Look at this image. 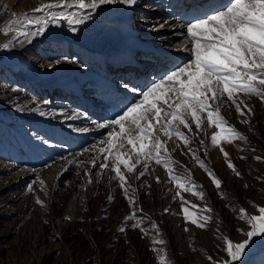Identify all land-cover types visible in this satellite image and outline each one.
<instances>
[{"label": "rangeland", "instance_id": "1", "mask_svg": "<svg viewBox=\"0 0 264 264\" xmlns=\"http://www.w3.org/2000/svg\"><path fill=\"white\" fill-rule=\"evenodd\" d=\"M51 1L0 0V28L12 19L14 4L16 9L31 12ZM0 39L5 44L12 36L0 32ZM116 43L117 38L107 46ZM43 50L35 46L26 57L36 61L43 58L44 62L52 63ZM12 74L8 69L0 71V264H159L160 257H165V264H211L209 256L214 260L226 257L219 237L233 242L243 238L236 229L247 228V225L237 219V210L243 207L249 214H256L252 205L264 206V159H255L264 158V103L258 99L248 101L253 109L249 123H241L244 117L236 114L234 106L221 109L228 123L246 137L232 144L222 142L239 177L227 167L219 148L211 146L214 127L207 128L205 122L206 132L196 133L194 125L191 133L181 129L191 138L189 147L222 181L219 190L182 141L169 144L170 150L175 148L170 151L171 159L177 162L175 172L191 178L199 186L194 190L204 193L203 199L191 194L193 204H189L195 207L191 212L197 219L202 215L212 217L205 229L185 222L175 193L179 188L169 180L163 166L150 161V175L139 181L135 175L143 170L142 164L135 174H128V182L136 189L134 195L142 209L138 217H144L139 222L147 229L145 233L131 227L133 222L125 221L131 209L118 188V181L110 178L114 175L111 166L107 170L92 167V158L99 155L98 150L91 149L87 157L82 155L83 150L77 153L81 159H86L81 168L76 161L65 160L51 139L61 117L58 116V120L53 114L48 122L28 111L27 106L35 99L34 88L24 85V93L19 94L17 87L22 82ZM56 92L53 91L55 98L50 96L52 102L57 98ZM8 110L13 115L8 114ZM202 139L204 146L200 143ZM102 162L98 160V164ZM87 172L91 177L85 174ZM219 193H224V197ZM129 194L133 195L131 190ZM109 195L113 197L111 202ZM36 199L42 204H37ZM205 206L212 211L203 212ZM153 223L159 233L151 228ZM121 227L125 231L121 232ZM154 239L164 243L154 245ZM252 246L262 251L264 241ZM254 250L251 247L245 256L250 258Z\"/></svg>", "mask_w": 264, "mask_h": 264}, {"label": "snow or ice", "instance_id": "2", "mask_svg": "<svg viewBox=\"0 0 264 264\" xmlns=\"http://www.w3.org/2000/svg\"><path fill=\"white\" fill-rule=\"evenodd\" d=\"M115 4L133 8L138 0H52L21 16L13 13L12 19L0 28L5 36L11 34L12 40L0 47L10 48L13 41L31 43L32 38L45 33L49 24L66 21L69 25H81L91 19L101 6ZM185 15L190 17H181L190 45L185 44L178 49L186 53L185 62L151 81L144 89H132L133 92H139V99L122 108L114 119L99 125L100 128L111 130L101 141L106 147H99V155L92 158L93 168L98 166L101 170H107L111 166L114 175L110 178L118 181V188L122 190L131 209L125 221L133 222L131 227L145 233L147 229L139 222L144 217H138L142 209L138 207V198L134 195L136 189L129 184L128 174H135L142 164L143 170L135 175L139 181L150 175L149 162L155 161L156 165L165 168L169 180L177 188L203 199L204 193L194 190L198 185L175 172L177 162L170 155V151H175V148L170 150V142L182 141L219 190L222 181L208 170L204 161L189 147L191 138L181 129L191 133L194 125L196 133L206 132L205 122L207 128L214 127L216 131L211 134V146L219 148L227 167L239 177L240 173L230 161L223 143L232 144L236 140H246V137L228 123L221 109L234 106L236 114L244 117L241 123H249L253 109L248 101L256 98L264 103V0H209L207 6L199 4L186 7ZM166 25L167 21L163 24L146 23L145 27L158 30ZM28 26L35 30L28 31ZM75 30L73 27L72 31ZM181 35L185 33L182 31ZM41 115L44 113L41 112ZM200 143L205 145L203 139ZM93 150H96L95 146ZM255 159L259 161L264 158L257 156ZM98 160L103 162L98 164ZM85 174L91 177L90 172ZM156 182H160V177H156ZM28 190H32L31 184ZM130 190L133 195L129 194ZM219 194L222 198L225 195ZM176 196H180L179 191ZM112 199L109 195V202ZM181 200L185 222L190 221L197 228L205 229L212 217L202 215L197 219L184 207L187 202L182 197ZM35 202L42 204L39 199ZM252 207L256 214H249L243 207L237 210V219L247 225V228L236 229L243 238L233 242L227 237H219L223 241L221 250L226 253V257L214 260L209 256L211 264H243V257L251 246L257 241H264V206ZM202 211L211 212L212 209L205 206ZM151 228L159 233L155 223ZM120 231H125V228L121 227ZM163 243V240H153L154 245ZM153 251L158 250L153 248ZM159 264H165V257L159 258Z\"/></svg>", "mask_w": 264, "mask_h": 264}, {"label": "bare ground", "instance_id": "3", "mask_svg": "<svg viewBox=\"0 0 264 264\" xmlns=\"http://www.w3.org/2000/svg\"><path fill=\"white\" fill-rule=\"evenodd\" d=\"M208 3L209 0L196 1L195 5ZM15 6L16 4L11 8V18L13 13L16 16L29 13L25 9H16ZM140 6L142 7L140 8ZM176 8L175 3L170 0H138V4L133 8L119 4L104 5L92 15L91 19L81 25H69L66 21L49 24L45 33L32 38L31 43L13 41L10 48L0 47V71L8 69L22 82L17 87V92L24 93V85L34 88L35 99L33 98L27 106L28 111L36 113L39 118L48 122L53 114H56L55 118L61 117L60 120L57 118L61 122L58 123V128L54 129L51 139L55 141L54 148L63 153L62 156L65 160L76 161L81 164V168L86 163V159H81L77 153L83 150L82 155L87 157V152L93 150V146L98 150L102 145L101 141L111 130L100 128L99 125L107 123L108 117L114 119L122 108L139 99V92H133V88H128L126 94L118 92L116 90L117 81L110 82L107 77H104V71L95 67L90 61L92 58L101 60L102 54L108 52L109 49L111 51L116 49L118 54L123 50L126 52L135 51L134 54L137 56V53L151 48L156 53L163 54L161 66L156 70V80L185 62L186 53L178 51V49L185 44L190 45V40L186 36L182 15L175 14ZM141 10L146 12L143 13ZM183 17L187 19V16ZM165 21H167V25L158 30H148L145 27L146 23L163 24ZM73 27H75V31H72ZM28 30L35 29L28 26ZM182 31L185 33L183 36L181 35ZM126 32L133 37L129 42L125 40ZM115 38H117V43L107 46ZM3 44L4 40L0 39V45ZM35 46L42 47L52 63L44 62L43 58L36 61L26 57V54ZM147 57H150L149 53ZM123 59L124 57H120L117 60L111 56L108 61L110 65H130L132 69H128L127 73L130 71L132 73L138 67L140 68V77L147 76L150 70V66L147 64L148 59L139 58L138 62L132 59L130 61ZM116 72L113 73V76ZM66 83L79 85L87 95L88 101L79 106V99L74 94L61 93L60 89L65 87ZM47 84H52V86L47 89ZM147 85H149L148 82L143 83L140 89H144ZM53 91H57L55 93L57 98L54 102L50 100L51 97H54ZM7 112L13 115L11 110ZM41 112L44 115H41ZM42 121L40 123H44ZM72 126L75 128L74 131L69 130L73 128ZM46 129L48 128L46 127ZM83 129H87V131H83ZM45 134L48 137L49 134L46 132ZM68 140V143L65 142L66 145L62 142ZM178 191L180 192L178 197L180 205L182 197L183 201L187 202L184 203V207H187L189 211L193 210L195 207L189 204H193V201L190 200L192 192H185L183 189ZM251 247L254 250L258 246ZM253 252L254 254L250 258L243 257V264H264V250L255 249Z\"/></svg>", "mask_w": 264, "mask_h": 264}]
</instances>
